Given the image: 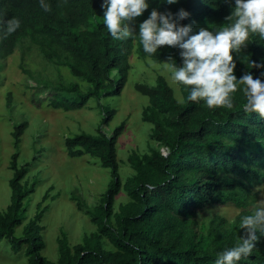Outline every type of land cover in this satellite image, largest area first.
I'll list each match as a JSON object with an SVG mask.
<instances>
[{
	"label": "trees",
	"instance_id": "obj_1",
	"mask_svg": "<svg viewBox=\"0 0 264 264\" xmlns=\"http://www.w3.org/2000/svg\"><path fill=\"white\" fill-rule=\"evenodd\" d=\"M50 5L45 11L39 0H0V17H18L20 27L10 35H0V62H6L19 47L29 42L58 67H67L71 74L91 87L84 91L80 84L52 87V108L66 112L85 108L91 100L103 111L97 134L80 133L65 139L70 158L89 155L110 170L112 181L94 207L91 222L96 231L84 236L81 243L70 245L65 232L58 239L59 257L51 261L42 255L46 243L40 225L45 210L38 212L23 229L24 201L34 190H26L23 181L27 166H19V153L12 156L10 180L11 203L0 212V241L6 239L14 253L23 252L28 264H214L217 253L236 244L245 229L240 218L248 214L264 186V119L257 113H246V98L238 88L233 94V107L209 108L203 101H189L188 86L178 84L179 100L168 80L158 76L154 86L136 85V91L148 98L142 119L153 125L152 139L159 148L147 153L134 151L128 161L135 174L123 183L118 161V141L126 122L106 133L117 111L106 107L105 99L119 96L125 89L131 58L156 63L182 64L181 49L161 46L156 54H146L138 37L113 38L103 24L101 0H42ZM130 22L138 31L152 7ZM184 7L190 16L181 21L217 30L229 23L230 13L222 0H180L174 5H159L161 11L173 12ZM235 74L245 71L258 75V68L248 69L239 57L264 58V41L252 35L246 48L237 54ZM26 55L21 51V69ZM5 64L0 66V71ZM254 75V78H255ZM43 86L48 89L49 86ZM70 97H54L58 93ZM11 105V97H8ZM29 127V122L13 132L16 146ZM161 147V148H160ZM166 152V154H165ZM30 167V165H29ZM124 190L129 201L116 210L117 197ZM235 207L239 213L233 220L209 214L212 208ZM41 205L39 204L38 209ZM264 261V234L253 251L242 256L237 264H261Z\"/></svg>",
	"mask_w": 264,
	"mask_h": 264
},
{
	"label": "rangeland",
	"instance_id": "obj_2",
	"mask_svg": "<svg viewBox=\"0 0 264 264\" xmlns=\"http://www.w3.org/2000/svg\"><path fill=\"white\" fill-rule=\"evenodd\" d=\"M21 51L26 55L27 74L20 67ZM2 64H5V69L0 71V212H5L11 203L12 156L19 153V166L28 165L23 184L26 190L34 191L24 201V225L16 229V235L22 236L25 225L38 212L45 210L40 224L44 228L42 235L46 243L42 255L56 261L59 257L58 239L62 232L67 234L70 245L74 246L81 243L85 235L96 231L91 222V212L112 181L110 170L97 159L89 155L70 158L65 144L66 138L80 133L97 134L104 117L103 111L95 100L77 111L52 108L49 99L54 91L50 86L79 83L87 91L91 84L73 76L67 67H58L45 59L35 45L30 47L29 42L23 48L19 47L5 63L0 62V66ZM131 65L129 80L122 94L107 98L103 103L117 111L112 122L105 127L106 133L110 134L126 122L117 145L123 183L135 174L128 161L132 152L142 154L150 148H159L151 137L153 125L142 119L143 109L149 100L136 91V85L154 86L157 77L164 76L176 97L182 99L178 84L171 79L168 63L141 59L134 53ZM46 85L48 89L43 87ZM9 96L11 105H8ZM54 97L70 96L61 92ZM24 122H29V127L20 145L16 146L13 132ZM261 192V199H264V186ZM128 201L127 193L122 190L117 197L116 210ZM238 213L233 206L209 211L211 215H222L229 220H233ZM0 264H28V258L23 252L14 253L10 243L3 239L0 241Z\"/></svg>",
	"mask_w": 264,
	"mask_h": 264
},
{
	"label": "clouds",
	"instance_id": "obj_3",
	"mask_svg": "<svg viewBox=\"0 0 264 264\" xmlns=\"http://www.w3.org/2000/svg\"><path fill=\"white\" fill-rule=\"evenodd\" d=\"M179 2L156 0L158 6L152 7L148 16L139 22L138 31H133L130 22L149 9L152 0H101L103 24L113 38L138 37L143 51L149 55L156 54L165 45L181 49L182 64L172 62L175 59L170 56L168 67L174 82L188 86L189 101H203L209 108L230 109L234 104L233 94L239 88L246 98L243 110L255 112L259 119H264V58L257 61L248 56L239 57L248 69L261 71L258 75L245 71L238 78L233 55L247 47L252 35L264 41V0H222L230 8L225 17L229 23L215 31L202 26L194 30L192 23L182 24L181 21L190 16L184 7L176 12L159 8V5ZM39 4L45 11H51V6L44 5L42 0ZM20 25L18 17H0V35H10ZM239 227L245 229V233L234 246L218 252L214 264H237L242 256L253 251L258 238L264 234V199H258L252 210L240 218Z\"/></svg>",
	"mask_w": 264,
	"mask_h": 264
},
{
	"label": "built area",
	"instance_id": "obj_4",
	"mask_svg": "<svg viewBox=\"0 0 264 264\" xmlns=\"http://www.w3.org/2000/svg\"><path fill=\"white\" fill-rule=\"evenodd\" d=\"M165 154H166V152H165Z\"/></svg>",
	"mask_w": 264,
	"mask_h": 264
}]
</instances>
